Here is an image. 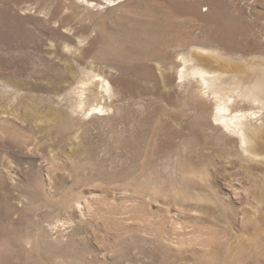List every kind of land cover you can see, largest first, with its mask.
<instances>
[{
  "label": "rangeland",
  "instance_id": "374dc122",
  "mask_svg": "<svg viewBox=\"0 0 264 264\" xmlns=\"http://www.w3.org/2000/svg\"><path fill=\"white\" fill-rule=\"evenodd\" d=\"M203 63L264 76V0H0V264H264V161L177 84Z\"/></svg>",
  "mask_w": 264,
  "mask_h": 264
},
{
  "label": "bare ground",
  "instance_id": "6f19581e",
  "mask_svg": "<svg viewBox=\"0 0 264 264\" xmlns=\"http://www.w3.org/2000/svg\"><path fill=\"white\" fill-rule=\"evenodd\" d=\"M112 2L114 0H107V3ZM144 48L146 49L147 46L145 45ZM130 50L128 49L125 52L127 56H129L128 52ZM145 52L150 53L149 46ZM205 60L207 61V59ZM186 62L185 60L184 63L186 64ZM210 66L203 63L192 67L191 71H185L183 68L179 71V81L177 84L182 86L187 80L190 81L189 83L194 82L193 88H195L196 92L194 93L198 97L214 103V112L211 113V119L214 124L217 127H221L224 135L237 138L234 142L235 148L238 149L239 153L243 157L253 161H264V76L260 77L252 86L243 88V90L239 87H231L227 90L229 92L218 95L221 91L226 90L223 84L227 79V81L230 79L225 77L221 72L213 70ZM259 70L261 69L259 68ZM226 75L228 74L226 73ZM103 86L108 91L110 90V84L104 83ZM244 102L253 103L260 108L258 107V111L252 110L251 112H243V108H240L242 112H231L233 107L241 105Z\"/></svg>",
  "mask_w": 264,
  "mask_h": 264
}]
</instances>
